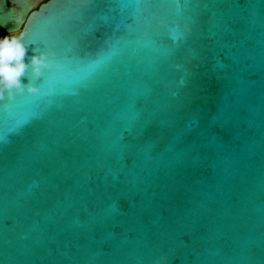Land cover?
Here are the masks:
<instances>
[{"label": "water", "instance_id": "water-1", "mask_svg": "<svg viewBox=\"0 0 264 264\" xmlns=\"http://www.w3.org/2000/svg\"><path fill=\"white\" fill-rule=\"evenodd\" d=\"M97 5L0 0L50 63L0 102V264H264V0Z\"/></svg>", "mask_w": 264, "mask_h": 264}, {"label": "clouds", "instance_id": "clouds-1", "mask_svg": "<svg viewBox=\"0 0 264 264\" xmlns=\"http://www.w3.org/2000/svg\"><path fill=\"white\" fill-rule=\"evenodd\" d=\"M28 51L23 42V29L18 33L0 36V102L12 101L18 93L25 90L29 93H39L40 88L32 83L24 84L21 78L31 67L35 77H40L42 71L50 67L48 54L41 51L34 54L30 62L25 57Z\"/></svg>", "mask_w": 264, "mask_h": 264}, {"label": "snow or ice", "instance_id": "snow-or-ice-1", "mask_svg": "<svg viewBox=\"0 0 264 264\" xmlns=\"http://www.w3.org/2000/svg\"><path fill=\"white\" fill-rule=\"evenodd\" d=\"M84 3L87 5H97V0H84ZM102 35L103 34L101 31L95 32V38L96 39H102ZM87 46L88 45H86L85 48ZM179 53H180V50L178 47L170 49L168 56L164 57V61L161 64V70H163V65L168 59L178 55ZM195 55H196V53H193L192 56L186 58V60L189 63H192V71L189 73V78L193 81V86L182 97H180L176 101L175 105H173V104H162V103L160 104L158 111L156 113H154L153 118L149 121V127L146 129V131L149 135H161L165 128H167L169 125L174 123V121L167 120L161 116V112L163 110L174 108L176 111H179V110L183 109L184 107L195 106L202 100L203 97L201 96V93L204 91V89L195 83L196 76H197L196 69H198V65L193 62V57ZM106 58H107V56L102 57V58L98 59L97 61H102ZM149 91H151V90H149ZM130 102H132V101H130Z\"/></svg>", "mask_w": 264, "mask_h": 264}]
</instances>
